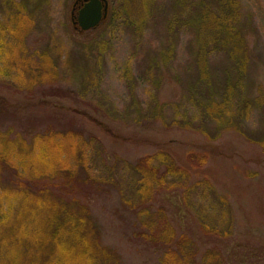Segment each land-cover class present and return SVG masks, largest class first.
<instances>
[{"label":"rangeland","instance_id":"obj_1","mask_svg":"<svg viewBox=\"0 0 264 264\" xmlns=\"http://www.w3.org/2000/svg\"><path fill=\"white\" fill-rule=\"evenodd\" d=\"M13 1L37 7L27 34L15 50L7 47L0 64V137L23 138L27 147L49 130L57 142L64 132L80 133L87 144L86 170L79 174L104 181L86 191L103 243L120 254L122 264L161 262L163 249L142 236L133 209L139 199L131 167L162 150L191 176L154 196L151 215L161 208L178 235L195 241L198 259L217 247L229 264H264V102L243 105L264 96V0H240L250 52L245 73L229 60L228 50H218L205 81L192 65V31L176 26L168 33L177 0H156V17L140 30L129 22L125 0H108L107 20L88 32L72 23L77 0ZM4 9L0 0V26ZM169 44L173 57L155 63ZM47 61L53 79L39 77L51 70ZM216 104L224 105L223 113ZM190 151L205 152L207 163L192 168ZM55 168L54 174L62 170ZM14 179V170H3L0 190L7 191ZM5 199L6 194L1 210Z\"/></svg>","mask_w":264,"mask_h":264},{"label":"trees","instance_id":"obj_2","mask_svg":"<svg viewBox=\"0 0 264 264\" xmlns=\"http://www.w3.org/2000/svg\"><path fill=\"white\" fill-rule=\"evenodd\" d=\"M3 1L7 13L0 26V64L5 61L7 47L12 45L15 50V43L27 34L37 7L30 8L25 1ZM240 2L177 0L176 15L168 18L166 26L170 35L180 26L192 31V65L202 81L210 79V56L218 50L229 51V60L240 74L248 68L250 52L241 28ZM123 6L129 22L138 30L157 14L156 0H125ZM173 54V45H166L155 63L166 62ZM47 63L51 70L39 77L53 79L56 72ZM227 89H231L230 85ZM261 102L264 96L243 105L247 108L250 103ZM216 105V111L223 113L224 105ZM64 133L60 134L64 137L62 141L57 142L54 131L49 130L36 136L27 147L23 138L21 142H10L0 137L3 148L0 173L5 169L14 170L15 177L12 187L0 190V198L6 194L5 207L0 209V264H122L120 254L103 243L100 225L90 206V194L86 191L91 186L99 189L104 181L85 171L81 179L79 170H86L83 152L87 143L80 133L71 130ZM187 160L192 168L199 169L207 163V155L190 151ZM56 164L62 170L54 174ZM131 168L137 183L135 195L139 199L138 209H133L140 221L142 236L163 249L160 264H229L217 247L207 249L198 259L195 241L186 234L178 235L161 208L157 217L151 215L154 196L182 185L191 176L190 169L179 166L164 150L140 158ZM60 174L62 177L54 182L52 179ZM45 176L50 180L44 182ZM105 183L108 184L106 180Z\"/></svg>","mask_w":264,"mask_h":264},{"label":"water","instance_id":"obj_3","mask_svg":"<svg viewBox=\"0 0 264 264\" xmlns=\"http://www.w3.org/2000/svg\"><path fill=\"white\" fill-rule=\"evenodd\" d=\"M79 0L73 6L71 13L72 23L81 32H88L99 27L109 16L108 0H89L80 9L77 20L75 19V8Z\"/></svg>","mask_w":264,"mask_h":264},{"label":"flooded vegetation","instance_id":"obj_4","mask_svg":"<svg viewBox=\"0 0 264 264\" xmlns=\"http://www.w3.org/2000/svg\"><path fill=\"white\" fill-rule=\"evenodd\" d=\"M87 1H89V0H79L78 1L77 5H76V8H75V19L76 20H77V16H78V13H79L80 9L83 8V6L86 4Z\"/></svg>","mask_w":264,"mask_h":264}]
</instances>
